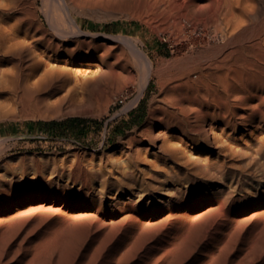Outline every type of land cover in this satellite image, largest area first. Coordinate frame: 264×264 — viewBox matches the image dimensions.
<instances>
[{
	"label": "bare ground",
	"instance_id": "6f19581e",
	"mask_svg": "<svg viewBox=\"0 0 264 264\" xmlns=\"http://www.w3.org/2000/svg\"><path fill=\"white\" fill-rule=\"evenodd\" d=\"M38 1L0 0V102L61 76L80 95L100 91L114 47L81 39L71 48L67 31L45 34ZM129 1L148 4L152 20L162 5L171 26L172 60L157 66L135 50L137 99L157 81L147 117L120 139L126 158L90 170L76 156L68 169L47 167L48 179L36 160L30 178L25 168L16 175L1 149L0 264H264V138L234 139L264 122L263 110H237L250 90L264 91V0H118ZM85 60L95 63L73 64Z\"/></svg>",
	"mask_w": 264,
	"mask_h": 264
},
{
	"label": "rangeland",
	"instance_id": "374dc122",
	"mask_svg": "<svg viewBox=\"0 0 264 264\" xmlns=\"http://www.w3.org/2000/svg\"><path fill=\"white\" fill-rule=\"evenodd\" d=\"M84 1L86 3H83ZM38 8L40 9H38V20L41 21L44 33L56 37L58 30L66 35L68 32L70 35L67 36L73 37L69 45L71 48H76L77 42L81 39H85V42L94 39L95 42H104L105 45L101 46L103 48L106 46L114 48L110 50L107 64L102 65L105 75L98 87L101 90L91 93L92 98L86 92H82V94L86 93L83 94L84 96L80 95V90L73 89V85H76L75 82L61 76L58 79H52L54 82L50 78H44L43 86L40 85L38 90L35 89L32 93H27V95L30 94L29 99L22 100L11 96L7 99L8 102H0V114H3L2 112L7 109L6 119L7 117L8 119L2 122L3 124L0 122V150L4 149L8 166L11 165L10 168L16 175H20L22 168H25L26 177L30 178L34 160H36L43 166L40 175L44 179H48L51 176L47 167L55 163L68 169L76 156L83 167H87L88 170L100 167L101 158L108 162L116 158H126V155L121 153L118 143L129 131L142 126L147 117L149 100L157 94V81L152 79L142 97L137 99L144 84V70L141 59L135 50H141L149 55L157 66L163 61L172 60L173 56L168 41L163 40V38H170L171 31V26L164 19L163 6L159 7L160 13L157 11V17L153 20L150 19L152 13L148 4L138 5L133 1L119 3L118 0H89V2L88 0H39ZM48 9H51L50 13ZM52 19L55 21L54 24ZM48 21L52 22L50 23L51 27ZM53 25H56L54 26L55 30L52 28ZM78 33L87 35L80 37ZM96 35H101V37ZM104 36L109 39H103ZM85 42L83 46L87 47ZM203 51V48L198 47L196 51L192 52L196 55ZM87 63L94 64L95 61H74L73 64ZM127 63L129 65H126ZM45 87L49 90H46ZM67 88H71L70 91L68 90L70 93L66 91ZM71 90L72 93L74 92L73 94ZM66 92L68 95L70 94L67 96V100L63 98L66 97ZM248 93L246 94L249 97L244 100V106L239 103L237 110H242L246 114L259 112V110L264 111L263 103H261L264 91L252 89ZM31 98H34L33 101ZM39 99L43 100H41V104ZM54 99L58 100H55V104L52 102ZM32 102L37 105H31ZM57 103L59 107L55 106ZM68 105L70 109L73 108L66 109ZM26 107H29L30 111ZM32 108H34V112ZM45 112L48 114L47 117ZM8 113L14 114L16 117L13 118L12 115L9 117ZM51 121L61 122V124L56 126L44 124ZM132 121H135V124ZM251 126V132L236 134L235 142L245 143L250 140L249 138H261L262 136L264 138V122H255ZM217 150H222L221 145ZM72 153H76V155L74 156ZM211 154L216 156L217 153L214 151ZM256 188V183L246 187L248 191H255Z\"/></svg>",
	"mask_w": 264,
	"mask_h": 264
},
{
	"label": "trees",
	"instance_id": "16d2710c",
	"mask_svg": "<svg viewBox=\"0 0 264 264\" xmlns=\"http://www.w3.org/2000/svg\"><path fill=\"white\" fill-rule=\"evenodd\" d=\"M133 124H135V121H132ZM45 125H48V126H56V125H60L61 122H56V121H51V122H47V123H44Z\"/></svg>",
	"mask_w": 264,
	"mask_h": 264
}]
</instances>
